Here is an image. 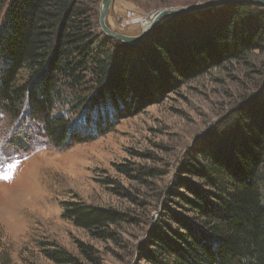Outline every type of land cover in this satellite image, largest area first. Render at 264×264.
<instances>
[{"label": "trees", "instance_id": "obj_1", "mask_svg": "<svg viewBox=\"0 0 264 264\" xmlns=\"http://www.w3.org/2000/svg\"><path fill=\"white\" fill-rule=\"evenodd\" d=\"M0 7V115L26 113L53 144L102 135L187 80L264 52V5L251 2L212 9L208 18L165 17L139 44L102 37L82 0H0ZM258 88L185 154L167 205L138 246L140 264H264V75ZM59 105L72 115H54ZM62 205V217L95 238L126 219L111 207ZM80 249L95 261L90 246ZM46 256L83 264L55 247Z\"/></svg>", "mask_w": 264, "mask_h": 264}, {"label": "rangeland", "instance_id": "obj_2", "mask_svg": "<svg viewBox=\"0 0 264 264\" xmlns=\"http://www.w3.org/2000/svg\"><path fill=\"white\" fill-rule=\"evenodd\" d=\"M215 1L112 0L105 23L114 32L136 36L158 10ZM82 2L95 13L93 29L107 36L99 24L102 0ZM221 6L185 14L208 18ZM5 7H0L2 13ZM263 75L264 52L256 50L187 80L114 121L102 135L63 145L47 140L42 124L26 113L14 119L0 115V264H56L46 256L54 247L83 264H140L138 246L167 205V192L185 154L230 107L260 92ZM70 107L59 105L52 113L69 116ZM13 138L21 142L16 145ZM71 201L115 208L126 219L95 238L62 217V204ZM83 245L92 248L94 262L81 252Z\"/></svg>", "mask_w": 264, "mask_h": 264}, {"label": "water", "instance_id": "obj_3", "mask_svg": "<svg viewBox=\"0 0 264 264\" xmlns=\"http://www.w3.org/2000/svg\"><path fill=\"white\" fill-rule=\"evenodd\" d=\"M112 0H102L100 7H99V24L104 32L105 35L117 39L121 42L127 43V44H139L143 42L145 39H147L154 27V25L162 18L171 16V15H181L185 13H190L198 10H203L207 9L210 7H215V6H220V5H225L229 3H236V2H251V3H256V4H261L264 5V0H218L215 2H210V3H205L199 6L187 8V9H161L156 12H154L150 16V21L146 24H144L141 32L139 35L136 36H128V35H123L117 32L112 31L109 29L105 23L106 15L109 9V6L111 4Z\"/></svg>", "mask_w": 264, "mask_h": 264}, {"label": "bare ground", "instance_id": "obj_4", "mask_svg": "<svg viewBox=\"0 0 264 264\" xmlns=\"http://www.w3.org/2000/svg\"><path fill=\"white\" fill-rule=\"evenodd\" d=\"M144 24V23H143ZM143 26V25H142Z\"/></svg>", "mask_w": 264, "mask_h": 264}]
</instances>
